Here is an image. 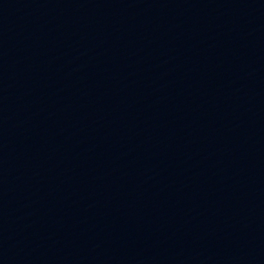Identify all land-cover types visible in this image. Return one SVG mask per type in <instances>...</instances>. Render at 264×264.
<instances>
[{"label":"water","instance_id":"obj_1","mask_svg":"<svg viewBox=\"0 0 264 264\" xmlns=\"http://www.w3.org/2000/svg\"><path fill=\"white\" fill-rule=\"evenodd\" d=\"M0 264H264V0H0Z\"/></svg>","mask_w":264,"mask_h":264}]
</instances>
